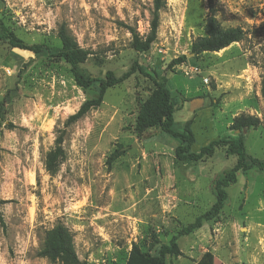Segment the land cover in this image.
I'll return each instance as SVG.
<instances>
[{
    "label": "rangeland",
    "instance_id": "1",
    "mask_svg": "<svg viewBox=\"0 0 264 264\" xmlns=\"http://www.w3.org/2000/svg\"><path fill=\"white\" fill-rule=\"evenodd\" d=\"M152 10L153 0H0V20L27 46L59 47L65 24L90 53L80 66L86 77L104 78L108 71L121 77L135 63L151 77H167L178 103L175 130L189 124L192 153L237 138L229 127L239 116L257 117L245 147L264 160V0H166L156 41L137 53L126 26L147 35ZM211 14L223 29L242 28L245 39L193 58L191 44L205 35ZM182 56L186 62L169 69ZM153 88L136 72L70 123L98 97L99 84L84 89L65 62L0 40V264H54L39 252L57 224L72 233L80 260L127 264L134 245L157 255L211 209L217 182L238 156L223 147L206 161L180 162L178 141L168 135L137 139L138 100ZM198 99L205 103L192 112ZM59 140L63 155L47 170V154ZM226 191L221 213L180 237V254L168 255L166 264H264V171H240Z\"/></svg>",
    "mask_w": 264,
    "mask_h": 264
},
{
    "label": "trees",
    "instance_id": "2",
    "mask_svg": "<svg viewBox=\"0 0 264 264\" xmlns=\"http://www.w3.org/2000/svg\"><path fill=\"white\" fill-rule=\"evenodd\" d=\"M166 6V0H153V10L151 12V21L149 33L141 36L132 27L126 26L132 35V46L137 53H146L157 39L160 12ZM205 35L197 38L191 44L190 54L197 58L204 53H218L233 44L241 43L245 39L246 32L240 28L220 27L215 15H209L204 26ZM60 41L59 47L49 46L47 44L25 45L12 31H10L0 20V40L8 43L12 48L29 51L35 55L45 53L49 58L60 60L69 65L72 76L78 86L87 89L93 84H99V95L96 99L85 102L79 111L69 118V122H77L83 118L92 109L98 108L103 102L105 92L116 85L125 82L136 72L149 77L153 84V90L145 100H138V111L134 125V133L140 141L156 137L155 131L163 133L178 141L175 148V156L180 162H198L206 161L211 158L218 148L225 147L228 156L237 155L238 165L220 179L216 186L218 196L205 214L197 217L195 221L181 229L173 236L168 245H161L157 255L142 253L137 245H134L127 264H166L168 255L180 254L178 240L180 237L188 236L194 231L202 228L205 222L214 220L223 210L228 193L226 188L237 182V174L247 172L254 167L264 171V160L253 158L247 153L245 147V135L260 124L257 117L250 115H241L234 119L229 129L237 135V138H226L214 140L208 145L202 147L198 154L192 153V146L195 143V136L190 130L189 124H186L183 131L175 130V113L178 110V103L174 99L172 92L167 88L168 79L162 77H151L145 73L144 68L135 63L133 68L122 75L116 77L112 71H108L104 78L86 77L80 70V66L86 63L90 53L83 49L77 40L69 32L68 27L62 24L58 29ZM187 60L186 56L179 57L169 64V69L177 65H182ZM24 67V66H23ZM173 71V70H172ZM23 72V68L20 71ZM260 94L264 101V77L261 80ZM61 140L57 142L55 150L49 152L46 157V168L51 170L59 157L63 155L60 146ZM115 157V156H114ZM39 256L46 258L54 264H91L79 259L72 233L63 224H57L51 230L47 231L43 246Z\"/></svg>",
    "mask_w": 264,
    "mask_h": 264
},
{
    "label": "crops",
    "instance_id": "3",
    "mask_svg": "<svg viewBox=\"0 0 264 264\" xmlns=\"http://www.w3.org/2000/svg\"><path fill=\"white\" fill-rule=\"evenodd\" d=\"M203 103L204 105V99H198L191 103V110L192 112H195L198 108H200V105Z\"/></svg>",
    "mask_w": 264,
    "mask_h": 264
}]
</instances>
